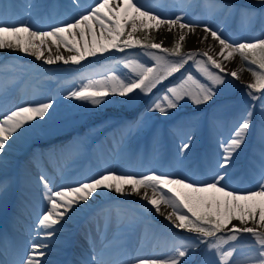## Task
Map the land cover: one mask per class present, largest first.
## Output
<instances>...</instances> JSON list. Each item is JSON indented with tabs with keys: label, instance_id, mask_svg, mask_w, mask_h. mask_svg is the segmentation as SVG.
I'll use <instances>...</instances> for the list:
<instances>
[{
	"label": "snow or ice",
	"instance_id": "6c2138e0",
	"mask_svg": "<svg viewBox=\"0 0 264 264\" xmlns=\"http://www.w3.org/2000/svg\"><path fill=\"white\" fill-rule=\"evenodd\" d=\"M255 3L264 5V0H255ZM197 6L189 4L187 8ZM188 15V11L181 9V14L165 16L161 11L147 6L143 0H94L78 16L50 26L49 30L34 29L26 21L17 24L6 23L0 19V49H18L37 60L43 59L46 64L57 61L78 64L85 57L95 56L110 48L124 51L125 48L140 46L145 49V54L155 61L152 66L139 63L135 59H126L125 66L133 75L123 79L113 75L105 80H90L69 93L70 98L90 102L93 106L106 102L105 98L110 94L127 98L128 101L139 98L141 94L148 95L174 73H180L189 61H194L197 70L211 83H201L190 72L182 74L181 79L167 87L147 109L148 112L155 111L165 115L170 110L178 109L184 101H190L195 106L211 101L216 95V86L225 84V77L219 73L239 80V73L226 72L223 63L232 61L238 54L249 65L248 70L253 77V82L245 85L246 93L252 100L261 101V114L264 115V33L252 41L232 42L224 36L222 30L214 29L211 24L201 25L190 21L187 19ZM241 15L252 20L256 16L264 17V11L244 9ZM97 27L100 29L99 35ZM161 29H166L169 33L174 29L177 31L178 35L173 38L172 47H164L163 40L154 42L155 38L150 37V31L159 32ZM198 30L204 34L202 37L198 36L200 43L207 41L210 36L213 44L205 51L196 49L182 52L188 34L198 35ZM137 33L141 34L142 39L136 36ZM89 36L91 42L88 40ZM125 36L127 39L121 41ZM215 43L219 45L218 51H215ZM79 44H83V50L76 47ZM52 45H55L57 53L63 46L67 51H76L79 54L67 58L59 54L55 58L51 55L45 57V51L52 52ZM157 51L164 55H157ZM213 51L215 56L209 54ZM169 56L178 59L169 60ZM197 56L206 57V60H196ZM207 65H211L218 72L209 71ZM253 65L256 68H252ZM256 93L260 95L257 96ZM52 108V102H40L17 106L3 114L0 117V153L5 151L6 146L11 147L8 143L10 138H23L32 132L36 127L32 122L37 118H45ZM252 118L253 110L249 107L238 118L228 139L220 142L222 162H218V168L223 171L216 172L209 180H189L155 172L141 176L107 172L87 182H81L78 186H61L58 190H53L54 186L48 178L41 175L47 207L38 218V235L43 232L45 239L53 238L57 226L65 220L66 214L75 210L74 205L88 202L94 194H99L100 189H108L121 195L141 196L157 214L164 216L175 228L187 230L194 236L189 242L174 245L166 256H130L127 261L120 262L105 260L103 252L96 253L93 250V254L83 264H193L194 255L200 245H205L206 253L215 258L206 264H264V153L258 162L259 171L254 188L238 190L225 183L234 155L242 150L251 131ZM261 136L264 138V122L261 125ZM191 147L189 136L179 145L178 153L183 154ZM7 188V184H0V195L6 193ZM162 206L171 211L163 210ZM233 221H238L239 224H233ZM219 233L225 235H218ZM243 234H250V244L242 245L245 240ZM7 239L6 234L0 233V242ZM230 241L233 243L229 244ZM226 244L229 245L228 250L224 249ZM242 246L251 249V254L243 260L237 258ZM48 247L44 240H33L26 253L13 264H45L43 258L47 255L45 249ZM0 264L8 262L0 261Z\"/></svg>",
	"mask_w": 264,
	"mask_h": 264
},
{
	"label": "rangeland",
	"instance_id": "374dc122",
	"mask_svg": "<svg viewBox=\"0 0 264 264\" xmlns=\"http://www.w3.org/2000/svg\"><path fill=\"white\" fill-rule=\"evenodd\" d=\"M49 1L39 0L38 5L31 9V18L40 17ZM143 3L161 11L165 16L181 14V9H184L189 12L188 20L201 25L211 24L214 29L222 30L224 36L232 42L252 41L264 33V17L256 16L254 19L249 20L241 15L244 9L256 12L264 11V5L255 3V0H143ZM189 4L198 6L187 8ZM9 14H14V11L9 10ZM149 35L155 38L154 42L163 40V46L170 48L172 47L173 38L178 33L175 29L170 35H165V31L157 32L153 30L150 31ZM203 35V32L199 30L198 35L188 34L183 43L182 52L195 51L196 49L207 50L208 46L213 44V41L209 36L207 41L200 43L198 36L202 37ZM136 36L142 39L140 33H137ZM126 39V36L122 37L121 41ZM120 46H123L122 43ZM214 48L215 51L219 50L218 43L214 44ZM215 51L209 54L215 56ZM145 52L146 50L140 46L125 48L124 51L110 48L106 52H98L95 56H87L78 64L71 61L67 64L63 61L46 64L44 61L32 60L29 57L5 56L0 60V64L7 62L5 68L6 70H13V75L7 72H0V91L4 92V96H0V115H2L1 112L13 95V88L10 87L8 81L10 79H19L23 76L20 74L28 73L30 68L22 67L21 64L32 61L31 63L40 64L39 69H36L39 71L37 73L35 70L23 82L27 86L31 83L36 89L39 99L35 104L40 102L53 103V108L49 110L45 118H37V120L33 121L32 123L36 127L22 138L24 145L32 143L33 149L40 156H42L44 151H50L52 148H54V153L61 152L64 149L61 150L60 144L63 143L62 145L69 146L65 142H70L71 145L69 147L76 146L77 148L74 152H69L81 158L83 162L73 167L78 168L81 165L83 172L86 175H90L92 169L84 168L83 165L93 143L101 139V136H105L106 131L110 130L109 126L111 124H115L123 129L119 140L121 165L131 161L135 150L138 149L143 140L145 144L154 145L153 148L157 152L153 160L150 161V163H153V167H151V164L148 165L149 167L142 164L147 161L146 156L142 158L136 176L152 172L164 174L168 166L175 167L180 165L178 167L179 170L192 172L195 177L203 178L202 175L208 176L212 172L223 171L218 168V162H222L220 142L228 139L238 118L249 107H252L251 131L248 134L245 145L242 146V150H238L239 154L234 155L231 166L228 168V177L225 183L228 185L235 183L238 190H245L248 187L249 189L254 188L259 171L258 162L262 153H264V138L261 136V125L264 122V115L261 114V101L252 100L246 93L245 85L253 82L252 76L248 70L249 65L242 61L238 54L232 61H224L223 63L226 72L237 71L239 73V80L234 79L230 75L219 73L225 77V84L216 86V95L211 101L199 106L192 105L190 101H184L181 102V106L178 109L170 110L168 115L155 111L148 112L147 109L158 96L165 92L167 87L177 83L181 79L182 74L186 75L190 72L201 83H211L203 73L197 70L194 61H189L181 69L180 73H174L173 76L157 85L148 95L141 94L139 98L132 101L110 94L105 98L106 102L93 106L90 102L78 101L69 97L71 91L79 89L90 80H105L113 75L123 79L126 76L133 75L131 70L125 66L126 59H135L139 63L152 66L155 61L146 55ZM156 54L164 55L159 51ZM73 55L76 54L71 53L69 56ZM215 58L220 59V57ZM168 59L175 60L178 58L169 56ZM201 59L206 60V57H196V60ZM207 67L209 71L218 72L211 65H207ZM251 67L256 68L254 65ZM256 95L259 96L260 94L256 93ZM55 120L59 121L56 125L57 129L76 124V135L83 134V131H87V133L79 141L75 139L70 141V131L59 137L41 135L40 133L44 132L45 126L50 125ZM189 136L191 137L192 147L183 154L178 153L177 144H181ZM159 137L164 140V144L158 140ZM69 147L65 149L68 150L70 149ZM102 153H104L103 149ZM253 165H256V167L253 168ZM21 166L13 167L12 173L7 175L5 180L11 182L14 186H18L20 181L25 182L23 190L27 192H30L28 188H32L36 184L37 188L34 191L38 194H44V184L40 178L33 177L30 180L27 167ZM213 166L216 168L215 170ZM103 173L107 172H102L101 174ZM164 191L167 190L164 189ZM30 193L33 194V192ZM97 207L105 210H116L119 214H122L121 217H127V220L123 223L129 228V233L131 229L153 221L154 224L158 223V226L149 228V231H152V237L158 235L160 239L166 238L168 243L172 242V238L170 240L167 238L171 235L168 229L174 233L171 236L177 235L181 238H186L188 242L194 236L187 230L175 228L171 223L157 222L152 208H147L146 205L134 199H128L123 196H106ZM232 223L239 224L238 221H233ZM249 226L252 225L249 224ZM146 234H148V231ZM218 235H225V233H219ZM243 235L245 240L242 245L245 243L250 244V234ZM148 242V240H144L140 243V246H145ZM232 243L231 241L229 242V244ZM173 246L171 245L170 250ZM104 248L106 249L104 258H106L112 253L113 247L105 246ZM228 248V244L224 245L225 250H228ZM250 254L251 249L242 246L237 258L243 260ZM213 259L215 258L210 253H206L205 245H200L194 255L193 264H206V262H210Z\"/></svg>",
	"mask_w": 264,
	"mask_h": 264
},
{
	"label": "bare ground",
	"instance_id": "6f19581e",
	"mask_svg": "<svg viewBox=\"0 0 264 264\" xmlns=\"http://www.w3.org/2000/svg\"><path fill=\"white\" fill-rule=\"evenodd\" d=\"M92 2L93 0H76V3H73V0H50L43 14L36 19H32L30 13L32 6H37L39 0H0V19H3L6 23L17 24L20 21H26L31 23L34 29L49 30L50 26L59 25L62 22L70 21L73 16H78L80 12L92 5ZM9 10L14 11V14H9ZM96 31L97 35H99L100 29L98 27ZM163 31H165V35L172 33L167 32L166 29H161L159 32ZM88 40L91 42V36L88 37ZM49 43L51 44V42ZM76 47L83 50V44L76 45ZM71 53L79 54L76 51L69 52L63 46L60 47L57 53L55 45H52V52L45 51L44 55L45 57L51 55L55 58L57 54L66 57ZM12 55L37 60L34 56L18 49H0V60L5 56ZM38 61H43V59ZM31 62L21 64L22 67L30 68L28 73H22L20 74L23 75L21 78L8 81L10 87L13 88V95L1 112L2 115L14 110L17 106L34 105L38 101L39 98L34 86L31 83L27 86L23 82L26 77L32 75L40 67V64ZM56 63H59V61ZM6 64L7 62L0 64V72H7L13 75V70H6ZM36 71L38 73L39 70ZM0 96H4L3 91H0ZM57 123L59 121L55 120L50 125L45 126L44 132L40 134L47 137H59L70 131V141L72 139L79 141L87 133V131L82 130L83 134L76 135V124L57 129ZM109 129L106 131L105 136H101V139L94 141L83 165L84 168L92 169L90 175H86L83 170H74L71 175L64 177L62 167L55 165L53 166L55 175H48L50 183L54 186L53 190H58L61 186H78L79 183L87 182L102 172H113L116 175H137L138 167L141 165V160L144 156H146L147 161L142 164L145 166L151 164V167H153V163H150V161L153 160L157 152L153 148L154 145L145 144L144 140L141 141L138 149L135 150L131 161L121 165L119 140L123 129L115 124H111ZM158 140L162 144L165 143L161 137ZM8 143L11 147L6 146L5 151L0 153V184H7L8 186L7 192L0 195V233L6 234L8 238L0 242V261L13 264L14 261L26 253L28 246L33 240H44L49 245L45 249L47 255L43 258L45 264H83L93 254V250L96 252V250L106 245L113 247L112 253L104 258L108 261L124 262L130 256H165L170 254L171 245L188 242L186 238H181L177 235L171 236L174 233L170 229H168V232L171 235L167 237L169 240L172 238V242H169L170 244L166 238L160 239L158 235L152 237V231H149V228L158 226V223L154 224L153 221L131 229L129 233V228L123 223L127 220V217H121L122 214H119L116 210H105L97 207L103 198L106 196H123L137 200L139 203L146 205L147 208H152V206L136 194L121 195L114 190L108 189H100L99 194H94L88 202L74 205L75 210L66 214L65 220L61 222V225L57 226L55 236L51 239H45L43 232L39 233V235L37 232L38 218L47 207L44 194L34 195L30 193H34L33 190L37 186L28 188L30 192H27L23 190L25 182L20 181L18 186H14V184L12 185L11 182L5 180L7 175L12 173L13 167H22L21 165L27 167V173L30 178L33 177V164L39 163L41 157L33 149L32 143L24 145L22 138L15 140L10 138ZM65 143L69 146L71 145L70 142ZM62 144L60 146L61 150L64 149L62 150L64 151L63 153L74 152L77 148L76 146H71V148ZM179 145L177 144V149ZM67 147L70 148L68 151L65 149ZM102 149L104 153H102ZM179 166H168L164 174L197 181L209 180L215 174L212 172L208 176L202 175L203 178H197L192 172L179 170ZM213 169L215 170L216 168L213 166ZM229 187L238 189L235 183L230 184ZM246 189H249V187ZM148 191L151 194V190ZM141 192H143V189ZM162 209L171 211V209H167L164 206H162ZM152 210L157 222L170 224L164 216L157 214L153 208ZM184 211L186 212L187 210L184 209ZM147 231L148 234H146ZM144 240L149 242L145 246H140V243Z\"/></svg>",
	"mask_w": 264,
	"mask_h": 264
},
{
	"label": "trees",
	"instance_id": "16d2710c",
	"mask_svg": "<svg viewBox=\"0 0 264 264\" xmlns=\"http://www.w3.org/2000/svg\"><path fill=\"white\" fill-rule=\"evenodd\" d=\"M253 68H255V67H253ZM253 78V77H252Z\"/></svg>",
	"mask_w": 264,
	"mask_h": 264
}]
</instances>
